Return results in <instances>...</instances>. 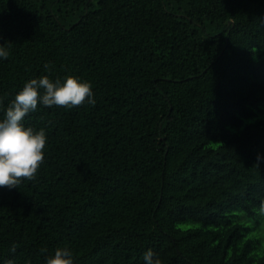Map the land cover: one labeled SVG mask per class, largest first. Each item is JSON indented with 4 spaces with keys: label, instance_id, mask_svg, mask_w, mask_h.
<instances>
[{
    "label": "trees",
    "instance_id": "trees-1",
    "mask_svg": "<svg viewBox=\"0 0 264 264\" xmlns=\"http://www.w3.org/2000/svg\"><path fill=\"white\" fill-rule=\"evenodd\" d=\"M0 44V121L42 76L96 101L22 121L47 144L0 264H264V0H0Z\"/></svg>",
    "mask_w": 264,
    "mask_h": 264
},
{
    "label": "clouds",
    "instance_id": "clouds-1",
    "mask_svg": "<svg viewBox=\"0 0 264 264\" xmlns=\"http://www.w3.org/2000/svg\"><path fill=\"white\" fill-rule=\"evenodd\" d=\"M4 45L0 44V58L7 59L10 52ZM45 68L49 69V65L46 64ZM93 97L92 85L73 76H68L63 82L59 79L53 81L48 76L26 82L7 107L5 118L0 121V187L18 188L22 181L34 180L44 161L45 131H34L22 123L28 113L37 110L38 103L47 107L72 108L85 102L95 105ZM260 160L257 155V165ZM260 212L264 213V202ZM15 250L13 245L11 251ZM144 260L146 264H161L160 258L151 250L144 254ZM46 264H74L73 252L68 247L57 248Z\"/></svg>",
    "mask_w": 264,
    "mask_h": 264
}]
</instances>
